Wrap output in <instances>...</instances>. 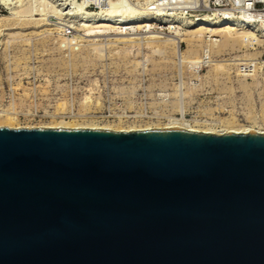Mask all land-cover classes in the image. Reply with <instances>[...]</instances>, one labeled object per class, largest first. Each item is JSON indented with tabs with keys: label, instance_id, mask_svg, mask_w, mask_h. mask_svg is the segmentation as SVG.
<instances>
[{
	"label": "water",
	"instance_id": "obj_1",
	"mask_svg": "<svg viewBox=\"0 0 264 264\" xmlns=\"http://www.w3.org/2000/svg\"><path fill=\"white\" fill-rule=\"evenodd\" d=\"M0 264H264V133L0 126Z\"/></svg>",
	"mask_w": 264,
	"mask_h": 264
},
{
	"label": "rangeland",
	"instance_id": "obj_2",
	"mask_svg": "<svg viewBox=\"0 0 264 264\" xmlns=\"http://www.w3.org/2000/svg\"><path fill=\"white\" fill-rule=\"evenodd\" d=\"M109 2L111 8L93 10L90 0H0V126L72 122L116 130L178 121L218 131L221 122L231 121L264 131L263 34L254 41L240 30L236 36L242 38L224 40L223 33L213 32L187 41V32L196 29L187 26L190 19L173 21L181 33L174 38L175 30L163 33L158 25L166 19L146 10L147 4ZM114 7L139 18L150 14L151 29L130 34L144 41L128 42L130 35L112 28L87 33L85 44L70 45L84 33L85 13ZM157 32L162 38L156 41L146 36Z\"/></svg>",
	"mask_w": 264,
	"mask_h": 264
},
{
	"label": "bare ground",
	"instance_id": "obj_3",
	"mask_svg": "<svg viewBox=\"0 0 264 264\" xmlns=\"http://www.w3.org/2000/svg\"><path fill=\"white\" fill-rule=\"evenodd\" d=\"M91 3H94L96 5L95 8H93V10H96L98 9L99 6H103L105 9H108V8H111V4L109 2V0H100L99 2V5H97L95 3V0H90ZM130 2V4L132 5H141V6H145L146 4L148 5V7L146 8V10H149L150 12L153 13V15L157 18H161L162 16L166 19V20H161V23H159V27H161L162 29V32H166V33H169L172 30H175V34H174V38L176 36H179L181 35V33L179 34L180 32V28L179 27H175L174 24H173V21H175L178 17H182V18H188L190 19V22L187 23V26L189 28H196L195 30H192L190 33L187 32V35H186V39L187 41L191 40L192 38L194 37H198L200 35L198 34H209V33H213L214 34L217 32V33H223L222 37H224V40H227L229 38H231V36L234 37H237V39L239 38H242V37H239L236 36V33L240 30H243L245 31L246 33H248L247 35L249 36V39L251 40H254V36L256 34H263L264 35V21H261L260 23H263L259 26H251V25H248V24H245V22H242L240 19H238V17H235V18H232V19H225L224 17H217V16H213V17H206L207 15L206 14H203V15H200L198 13L192 15V17H189V16H183L182 14L180 15H176V16H173L171 15L169 17L170 14L166 13L163 11V6H155V10H152L150 9L151 6H150V3L147 2V0H128ZM127 7V5L124 3L122 8L123 10H125V8ZM89 10H91L90 8H88ZM49 10V9H48ZM159 10V11H158ZM27 11V10H26ZM109 11V10H108ZM59 11L56 12V15H58ZM47 14V13H46ZM53 14V13H52ZM135 14V13H134ZM134 14H127L126 12H121L119 10L118 7H114L111 11H109L108 13H105L103 10L98 12V13H95V14H86L85 13V17L83 19H81V22H83L84 24H82L81 27L82 30L84 31V33L79 37L77 36V38L75 39V41H72L70 42V45H81L82 42H84V44L86 43V34L87 33H93V32H98V31H103V32H107L109 31L110 29L112 30V28L116 31V33L118 35H130V34H133L134 30H138L139 32H146L148 31V29H151V17L150 14H145L143 15L142 17H136V15ZM198 15V16H196ZM75 16V15H74ZM205 16V17H204ZM58 17V16H57ZM44 18V17H43ZM48 19V18H47ZM45 19V20H47ZM56 19V18H55ZM163 19V18H162ZM58 20V19H57ZM178 22V21H177ZM260 23H255V24H260ZM155 24V23H154ZM60 25V24H59ZM254 25V24H252ZM60 29V27H59ZM126 29H129L130 31H125ZM160 29V28H159ZM73 31V29L69 28V31L67 32L66 31V36H68V33ZM59 33V32H58ZM115 33V34H116ZM219 33V34H220ZM190 34V35H189ZM193 34L194 37L192 36ZM197 34V35H196ZM241 34V33H240ZM245 33H243L244 35ZM117 35V36H118ZM135 35V34H134ZM146 35V34H145ZM184 35V34H183ZM72 36H73V32H72ZM71 36V37H72ZM90 36V35H89ZM133 35H130L131 39L129 37H126L127 39L129 38L130 40L128 42H135L136 41H141L143 39V37L141 36H133ZM146 36H150L148 37L149 40L151 41V39H156L161 37V33L157 32V33H153V34H150V35H146ZM209 36V35H208ZM207 36V37H208ZM240 36V35H239ZM247 36V37H248ZM69 37V36H68ZM79 37V38H78ZM91 37V36H90ZM121 37V36H120ZM119 37V38H120ZM201 37V36H200ZM125 38V37H124ZM125 38V39H126ZM162 38V37H161ZM89 39V38H88ZM208 39V38H207ZM206 39V40H207ZM223 39V38H222ZM221 39V40H222ZM246 39V38H245ZM244 39V40H245ZM65 40V39H64ZM73 40V39H72ZM180 40V38H179ZM230 40V39H229ZM232 40V38H231ZM234 40V39H233ZM144 41V39H143ZM174 43L173 45H177V41L175 42V39L172 40ZM171 41V42H172ZM209 41V40H207ZM211 41V40H210ZM223 41V40H222ZM192 42V41H191ZM130 43V44H131ZM211 43V42H210ZM260 43V42H259ZM68 44V43H67ZM134 44V43H133ZM171 44V43H170ZM87 45V44H86ZM91 45V43H90ZM172 45V44H171ZM172 45V46H173ZM206 45V44H205ZM211 45V44H210ZM69 46V44H68ZM70 46L69 49H71L72 47ZM93 47V45H92ZM91 48V47H90ZM95 49V47L93 48V50ZM74 50V48L72 49V51ZM206 50V49H205ZM208 50V49H207ZM71 51V50H70ZM196 52V51H195ZM204 52V51H203ZM210 53V51H209ZM206 58V57H205ZM192 60V59H191ZM193 61V60H192ZM196 61H202L199 57V59H197ZM198 63H194L193 66L196 68L198 67L197 65ZM191 66V65H190ZM181 120V119H179ZM177 121V120H176ZM189 121V120H188ZM12 125H15L13 122H10ZM189 123V122H188ZM203 123V122H202ZM222 123V124H221ZM219 124H221L222 129L221 130H216L215 128H212V127H209L207 126L208 124L206 123H203V124H206L202 127H195L193 125H186V124H180V122H174V121H170L168 123H166L165 125H154V126H147V127H129V128H118L116 130H135V129H147V128H150V127H182V128H185V129H189V130H194V131H203V132H210V133H222V132H248L249 130H252L251 128H246V127H242V126H239V125H235L233 122L231 121H224V122H221ZM225 123V124H224ZM59 123H57L56 125H51L49 127H58ZM62 124V125H61ZM60 124V127H81L80 125L76 124V123H72V122H69V123H61ZM211 124V123H210ZM224 124V125H223ZM218 125V124H217ZM214 126V125H213ZM87 128H104V129H112L110 127H98L94 124H90L89 126H85ZM257 132H261V133H264V131H257Z\"/></svg>",
	"mask_w": 264,
	"mask_h": 264
},
{
	"label": "built area",
	"instance_id": "obj_4",
	"mask_svg": "<svg viewBox=\"0 0 264 264\" xmlns=\"http://www.w3.org/2000/svg\"><path fill=\"white\" fill-rule=\"evenodd\" d=\"M147 2L150 3V9L155 11L157 9L155 6H163V11L170 14L169 17L180 14L192 17L198 13L225 19L238 17L248 25L264 21V0H147ZM90 4L96 7L94 3Z\"/></svg>",
	"mask_w": 264,
	"mask_h": 264
}]
</instances>
